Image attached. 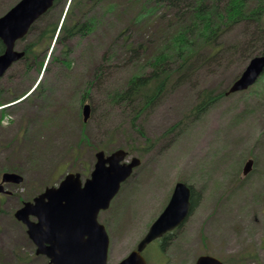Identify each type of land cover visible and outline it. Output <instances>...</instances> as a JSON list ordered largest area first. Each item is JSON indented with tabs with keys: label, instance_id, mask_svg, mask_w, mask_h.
<instances>
[{
	"label": "rangeland",
	"instance_id": "374dc122",
	"mask_svg": "<svg viewBox=\"0 0 264 264\" xmlns=\"http://www.w3.org/2000/svg\"><path fill=\"white\" fill-rule=\"evenodd\" d=\"M18 1L0 0V17ZM144 1L96 0L95 15L114 3L123 10L117 13L119 19L104 13L100 26L86 38L66 45L54 46L53 42L41 72L36 62L23 59L0 79V101L4 103L24 91L29 93L39 79L44 83L31 100L0 106V179L8 168L24 177L22 184L8 188L11 195L0 196L4 200L0 204V258L8 263L19 264L24 258V264H48L47 258L35 255L25 226L14 216L21 199L57 187L68 173L81 174L85 182L94 169L95 147L105 145L107 154L123 147L129 160L142 161L108 211L99 216L110 239L108 264H118L136 249L178 182L192 185L199 194L197 206L173 235L178 239L167 248L165 257L157 244L148 248L144 255L151 264H165V260L167 264H194L204 254L227 264H264V79L226 95L196 118L193 110L201 91L228 92L246 68L238 57L216 69L209 65L189 78V83L170 91L134 126L133 112L113 106L111 96L138 68L139 60L135 57L133 62L125 52L126 39L140 46L136 54L142 58L155 45L149 27L131 25ZM68 2L60 0L16 48L25 51L47 22L61 23ZM122 30H126L125 37ZM232 31L225 42H239L245 36L242 27ZM87 103L91 117L84 122ZM249 158L254 160L252 175L241 181Z\"/></svg>",
	"mask_w": 264,
	"mask_h": 264
},
{
	"label": "trees",
	"instance_id": "16d2710c",
	"mask_svg": "<svg viewBox=\"0 0 264 264\" xmlns=\"http://www.w3.org/2000/svg\"><path fill=\"white\" fill-rule=\"evenodd\" d=\"M97 1L100 3L103 0ZM59 2L60 0H55L51 10ZM95 2L96 0H69L62 23L47 22V26L43 27L35 39L27 45L24 59L36 62L41 72L45 63V54L54 41L55 45H66L76 38H86L100 26L104 13L119 19L117 13L123 12L118 4L108 3L103 7L104 11L101 14L95 15L93 13ZM139 10L134 15L131 25L149 27L156 37L152 40L155 45L150 55L142 58L136 54L139 53L140 46L136 47L126 39V44H123L125 52L128 51L132 55L133 62L135 57L139 60L136 62L138 68L129 82L111 96L113 106L117 105L133 112L134 126L144 114L162 103L170 91L180 89L185 83L190 82L189 78L193 79L202 70H207L209 65L216 69L225 60L229 63L232 57H238L239 60L244 61L243 65H247L252 57L264 52V0H145L142 6H139ZM35 26L36 24L32 26L30 33ZM239 27L244 28L245 36L243 35L239 42H225L227 35L233 32L234 28ZM125 31L122 30L121 33L124 37ZM4 50L5 47L0 42V54ZM68 66L70 67L69 61ZM263 79L264 74L261 81ZM91 83L92 81L88 85ZM43 86L44 83L40 81L34 92L36 90L41 92ZM88 92L86 91V94ZM226 92L227 90L214 88L202 90L199 102L193 110L194 116L198 118L206 113L226 96ZM27 94L28 92L24 91L12 101L5 103L0 101V106L16 102L26 96V100H31L32 94L29 96ZM86 98L87 96L83 95L82 100ZM52 120L51 118L50 121ZM95 149L105 150L107 146L102 145ZM15 171L18 172L17 169ZM41 192L43 190L21 199V205L31 201ZM198 197L199 194L193 188V209L197 206ZM257 198L262 200V195ZM3 202L4 200L0 201V204ZM177 239L178 236L169 235L160 243L158 247L163 256L168 252V247L172 244L174 246ZM14 256L16 257L15 254ZM23 259L20 258L18 263H26ZM5 261V257L2 256L0 264H11Z\"/></svg>",
	"mask_w": 264,
	"mask_h": 264
},
{
	"label": "water",
	"instance_id": "95a60500",
	"mask_svg": "<svg viewBox=\"0 0 264 264\" xmlns=\"http://www.w3.org/2000/svg\"><path fill=\"white\" fill-rule=\"evenodd\" d=\"M55 0H20L0 17V41L5 51L0 55V79L7 70L24 57L15 50L16 43L25 38L30 28L54 5ZM264 73V53L248 63L242 75L232 84L226 95L249 89ZM91 117V106L85 104L83 120ZM91 177L82 183L79 173H69L58 187H49L25 203L14 216L27 228L29 239L36 246V254L44 255L49 264H108L110 240L98 221L101 211L107 210L136 167L138 158L127 162L128 153L118 149L106 155L96 153ZM254 160L249 159L243 167L242 179L253 170ZM23 178L6 172L0 181V194H10L6 184H20ZM191 188L178 182L164 211L150 226L137 249L119 264H147L142 255L147 245L181 226L191 212ZM35 218L36 221H33ZM196 264H223L212 256H201Z\"/></svg>",
	"mask_w": 264,
	"mask_h": 264
},
{
	"label": "flooded vegetation",
	"instance_id": "af4514ba",
	"mask_svg": "<svg viewBox=\"0 0 264 264\" xmlns=\"http://www.w3.org/2000/svg\"><path fill=\"white\" fill-rule=\"evenodd\" d=\"M167 237H168V236L164 237V238L162 239V241H165V239H167ZM222 262H223V264H227V263H228V262L225 261L224 259H222Z\"/></svg>",
	"mask_w": 264,
	"mask_h": 264
},
{
	"label": "bare ground",
	"instance_id": "6f19581e",
	"mask_svg": "<svg viewBox=\"0 0 264 264\" xmlns=\"http://www.w3.org/2000/svg\"><path fill=\"white\" fill-rule=\"evenodd\" d=\"M186 4V3H185ZM193 7V6H192Z\"/></svg>",
	"mask_w": 264,
	"mask_h": 264
}]
</instances>
